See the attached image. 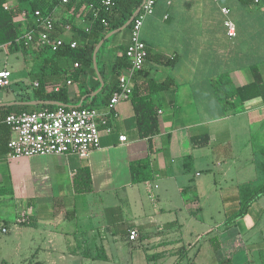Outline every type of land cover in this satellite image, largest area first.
<instances>
[{
    "label": "crops",
    "instance_id": "crops-1",
    "mask_svg": "<svg viewBox=\"0 0 264 264\" xmlns=\"http://www.w3.org/2000/svg\"><path fill=\"white\" fill-rule=\"evenodd\" d=\"M223 8L230 11L228 15L223 14ZM50 15L58 36L67 42L75 41L73 24L86 30L90 26V8L75 12L58 5ZM227 19L236 26L235 38L227 34ZM123 33L105 42L97 56L104 86L119 83L111 70L123 55L121 46L128 47L131 41V32ZM141 36L149 57L144 68L132 76L131 84L134 92L150 97L158 108L160 132L151 139L152 150L149 140L139 135L132 98L110 112L109 89L102 93L103 86L86 94L95 84V77L89 74L81 82L49 79L46 90L66 85L70 106L86 104L98 109L100 148L86 158L69 154L12 159L9 153L0 157V188L12 190V195L0 196V216L7 212L8 203L20 208L18 224L31 228L37 254H47L34 264H56L57 254L59 260L69 263L75 259L110 261L108 250L130 252L132 264H163L170 253L180 250L189 254L196 247L193 242L173 248L178 241L164 238L172 236L179 222H166L163 217L185 211L193 219L207 204L217 206L219 213L223 206H237L238 211L245 189L264 180V97L249 99L242 112L232 113L212 85L228 76L235 89L249 86L254 93H264V0H159L145 19ZM15 55L22 61L17 59L14 66L19 74L25 72L26 81H21L9 98L0 96V104L35 101L34 72L44 57L33 53L26 62L20 53ZM68 65L72 72L77 70L71 61ZM27 78L34 88L23 92ZM166 81L173 86L150 92L151 82ZM22 93H28L27 98L21 97ZM13 136L11 130L10 139ZM121 136H126V141L121 142ZM206 136L208 142L204 143ZM192 137L197 138L196 143ZM145 159L151 162L153 178L132 184L131 162ZM87 170L92 191L85 193L80 190ZM152 194L155 197L151 198ZM262 201L264 197L253 202L244 218L229 228L222 220L208 226L205 236L216 233L212 236L222 244L239 226L253 232L257 223L252 211L256 209L255 217L264 215V207H259ZM153 203L155 208H151ZM22 214L28 219L25 225L19 223ZM1 226L0 232L4 228L8 232V224ZM131 230L138 231L136 241L129 238ZM241 235L239 232L238 238ZM220 250L216 251L217 264L227 257ZM236 256L233 264H251V259L241 257L235 261L240 255ZM172 258L179 261L177 256Z\"/></svg>",
    "mask_w": 264,
    "mask_h": 264
},
{
    "label": "trees",
    "instance_id": "trees-1",
    "mask_svg": "<svg viewBox=\"0 0 264 264\" xmlns=\"http://www.w3.org/2000/svg\"><path fill=\"white\" fill-rule=\"evenodd\" d=\"M103 0H0V47L6 50L8 55L21 53L26 56L34 46L39 55H43L42 63L37 66L35 70L34 81L37 86L34 89V99L40 101L58 102L64 104L65 107H72L69 105V92L66 85H62L58 90L47 91V83L49 79L56 78L61 83L63 79H75L76 81H84L86 76L91 74L95 77L94 86L88 91H96L101 87V81L96 76L93 68V54L95 48L101 40L114 30L123 27L126 22L133 16L135 11L140 8L143 0H115L114 6L108 10L102 4ZM65 6L67 11L78 12L82 8H90V26L86 29L79 28L76 24L72 25V30L75 36L77 47L72 49L70 46H65L57 52H52L49 47L38 44L31 45L25 39V33L28 28L34 26V13L41 11L44 15H50L52 10L58 6ZM27 12L29 14L28 28L24 26V20L21 18L22 14ZM103 20L107 24L103 23ZM56 22H54V31L51 35L55 38H64L58 36L56 31ZM132 24L123 32H131ZM118 35V34H117ZM117 35H113L110 42ZM123 55L117 59L114 64L111 74L118 80L122 73L130 66V62L126 56L127 46L122 45L120 48ZM100 52L98 53V55ZM149 57V56H148ZM148 60V59H147ZM69 61L75 66L79 67L72 72ZM100 75L104 81V72L100 71ZM57 82V83H58ZM119 82V81H118ZM216 96L225 103L227 111L232 113H240L244 110V104L254 97H264L262 92H253V89L246 86L241 89H235L231 79L228 76H221L212 83ZM173 86V82L166 81L163 83H150V92H162ZM119 83L115 85L104 86L102 93L108 89V98L118 90ZM132 103L137 117L138 132L141 138L148 139L150 148L152 150L151 139L160 132L158 121V108L150 97L140 96L133 90ZM97 98H95L96 100ZM74 107V106H73ZM81 107H89V105L82 104ZM56 106H13L0 107V157L9 153L8 143L10 141L11 127L6 123V118L11 114H20L24 112H34L41 109L52 110ZM197 138L192 137V142L196 143ZM203 142H208V137L203 138ZM82 175L83 187L81 192H91V175L89 170ZM132 184H139L149 181L153 178V170L149 159L131 162L130 164ZM10 193L12 190L0 188V196ZM264 197V180L252 187H248L244 191L243 199L240 202L239 210L225 222L224 227L229 228L234 225L239 219L243 218L249 211L252 203ZM2 220H0V225ZM4 224H7L6 222ZM25 225V224H24ZM212 247L215 251L221 249L222 244L217 237L210 238ZM218 264H232V257L229 255Z\"/></svg>",
    "mask_w": 264,
    "mask_h": 264
},
{
    "label": "built area",
    "instance_id": "built-area-1",
    "mask_svg": "<svg viewBox=\"0 0 264 264\" xmlns=\"http://www.w3.org/2000/svg\"><path fill=\"white\" fill-rule=\"evenodd\" d=\"M158 1L144 0L139 13L132 22L131 41L125 51L130 66L122 73L118 90L112 95L107 105L110 112L115 111L121 101L129 100L133 95L132 76L144 68L149 56L147 45L142 40V28L145 19L153 14ZM63 2L66 3L67 0H63ZM102 4L108 10L114 6L115 0H103ZM222 12L228 15L230 11L223 8ZM33 16L34 26L31 29L28 28L29 14L24 12L21 16L25 27L28 28L25 33L28 43L49 47L52 52H57L65 46H70L72 49L77 47L75 41L67 42L51 35L55 22L51 15H44L41 11H36ZM103 23L107 24L104 20ZM225 26L228 36L235 38L237 30L234 22L227 19ZM75 67H79V64L76 63ZM11 76L12 73L7 69L0 72V88H7L11 85ZM68 85H71V82H68ZM100 119L101 115L98 109L91 107L58 106L52 110L41 109L34 112L11 114L6 118V123L11 127L14 135L8 143L9 157L17 159L31 156L73 154L86 158L91 151L100 148ZM101 121L103 124H107L106 120L102 119ZM126 139V136L120 137L121 142ZM27 222L26 214H22L19 223ZM2 231L3 233L7 232L5 228ZM138 237L137 230L130 231L131 241H136Z\"/></svg>",
    "mask_w": 264,
    "mask_h": 264
},
{
    "label": "rangeland",
    "instance_id": "rangeland-1",
    "mask_svg": "<svg viewBox=\"0 0 264 264\" xmlns=\"http://www.w3.org/2000/svg\"><path fill=\"white\" fill-rule=\"evenodd\" d=\"M36 50L37 48L34 46L32 50H30L31 52H29L26 56H23L21 53L20 54L27 62L29 60V55L33 54V52H37ZM17 59L18 58L15 54L8 55L4 48L2 50L0 49V72L7 68L14 74L11 78V81L13 82L12 85L5 89H0V96L3 98H9L12 90L16 89L18 84H21V81H26L24 78L26 77L24 76L25 72L19 74L14 66ZM18 60L22 61L21 58ZM31 63L35 65L37 62L33 61ZM29 73H31V71ZM18 80L20 82H18ZM27 81V86L23 84V92H28L30 89L34 88L31 84L32 81L28 80V78ZM27 94L28 93H22L20 96L27 98ZM152 195L153 196H151V198L155 197L154 194ZM188 195L190 196V194ZM148 202L151 203L149 199ZM11 206L12 203L6 204L7 212L0 216L2 223L4 224L6 222L8 224V232H0V264H34L39 256L41 257L40 259L46 258L47 254H37V251L32 244L31 228L18 224L17 219L20 214L17 211L20 208L16 210V208ZM154 206H156V204H151V208H155ZM202 207L204 208V211H198V213L194 215L193 219L190 218L185 211H177L171 217L165 216L162 218L166 222H179V227L176 230L174 229L175 232L172 236H165L166 238H164L169 241H178L174 243L173 248L179 249L182 246L187 247L189 243L193 242L196 244L195 250L193 252H189V254H184V252H180V250L174 254L170 253L166 256L163 264H217V261L219 260L218 252L213 249L210 240V238H214L212 235L216 233H213L210 236H205L206 229L208 226L214 227V225L221 220L225 224L228 218H231L235 214L237 206H223V208H221V213L217 212V206L214 205L207 204ZM239 207L240 206H238V209ZM259 207H264V201L260 203ZM255 210L256 209L252 211V215L255 218L257 227L253 232L247 233L244 227L239 226L234 233H229L230 235L226 238H230V240L226 241V243H222V249L220 250L224 251L222 252L224 257L230 255L233 258L235 255H240L239 257L236 256L237 258L235 261H238L241 257L243 260L251 259V264H264V215L262 214L260 218L258 216L255 217L254 215H257L255 214ZM155 211L159 212L157 207ZM222 214H225V217L223 216L222 218ZM3 226H1V228ZM239 232H242V235L238 238ZM197 235H200L198 239ZM247 251L250 253L248 256L246 255ZM153 254L155 253L150 252V255ZM108 255L110 261L81 262L80 260L75 259L74 263H69L68 261L59 260L60 255L57 254L56 264H132L130 252H123L120 254L112 250H108ZM174 256H177L176 260H179L180 262H175V258H172Z\"/></svg>",
    "mask_w": 264,
    "mask_h": 264
},
{
    "label": "water",
    "instance_id": "water-1",
    "mask_svg": "<svg viewBox=\"0 0 264 264\" xmlns=\"http://www.w3.org/2000/svg\"><path fill=\"white\" fill-rule=\"evenodd\" d=\"M144 1V0H143ZM140 8L137 9L135 11V13L133 14V16L126 22V24L117 29L112 31L111 33H109L105 39L101 40L100 43L97 45V47L95 48L94 54H93V64H94V68L97 72V75L101 81V88L99 90L102 89V87L104 86V81L100 75L99 69H98V65H97V56L98 53L100 51V49L102 48V46L104 45V43L106 42V40L110 39L113 35L123 32L125 29H127L133 22L134 18L137 16V14L139 13ZM99 91L95 92V95L98 94ZM17 105H21V106H43V105H49V106H64V104L58 103V102H49V101H40V100H35V101H28V102H9V103H2L0 104V107H13V106H17ZM73 107V106H72ZM81 107V106H79Z\"/></svg>",
    "mask_w": 264,
    "mask_h": 264
}]
</instances>
